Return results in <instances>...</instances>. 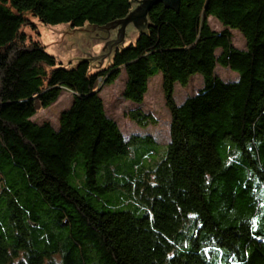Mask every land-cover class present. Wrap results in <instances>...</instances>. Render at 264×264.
Wrapping results in <instances>:
<instances>
[{
	"label": "trees",
	"instance_id": "1",
	"mask_svg": "<svg viewBox=\"0 0 264 264\" xmlns=\"http://www.w3.org/2000/svg\"><path fill=\"white\" fill-rule=\"evenodd\" d=\"M146 2L143 29L105 72L65 68L20 33L27 16L111 28ZM217 66L238 80L221 81ZM121 69L133 105L162 77V155L105 114L100 83ZM195 75L201 90L175 105L174 86ZM63 90L72 104L58 130L32 123ZM0 264H264V0H0Z\"/></svg>",
	"mask_w": 264,
	"mask_h": 264
},
{
	"label": "rangeland",
	"instance_id": "2",
	"mask_svg": "<svg viewBox=\"0 0 264 264\" xmlns=\"http://www.w3.org/2000/svg\"><path fill=\"white\" fill-rule=\"evenodd\" d=\"M139 7L136 5L132 13ZM26 19L27 22L21 28L20 33L26 37L28 42L39 43L44 47L47 54L54 57L57 63L65 68H71L79 62L86 61L93 73L105 72L111 66L113 53L121 47L133 44L140 33L133 23L129 22L124 28L122 41L108 48L106 43L117 40V33L121 26L107 30L85 25L80 29H73L69 25L44 26L30 16H27ZM207 24L213 32L220 33L224 30L212 18L207 19ZM90 30L91 32H86ZM229 33L231 46L236 50H245L246 44L243 37L237 31L229 30ZM105 45L106 48L103 49ZM215 54L218 56L220 51H216ZM214 75L225 83L238 80L237 74L218 66L215 68ZM125 82L126 76L121 69L113 84L100 83L99 98L103 103L106 116L116 124L125 141L134 136L150 137L159 148V154L162 155L170 142L171 118L165 104L161 75L158 74L148 81L147 92L141 105H133L123 99ZM202 86V79L198 75L193 76L185 88L176 84L173 94L175 105L179 106L186 99L195 96ZM71 104L72 94L63 90L56 103L46 110H38L30 120L37 125L47 123L53 130H58L60 115L67 111ZM134 111L151 117L154 123L144 126L138 125L129 116Z\"/></svg>",
	"mask_w": 264,
	"mask_h": 264
},
{
	"label": "water",
	"instance_id": "3",
	"mask_svg": "<svg viewBox=\"0 0 264 264\" xmlns=\"http://www.w3.org/2000/svg\"><path fill=\"white\" fill-rule=\"evenodd\" d=\"M151 2L143 3L142 5H140L139 8H137L133 13L130 14V16L128 17V19L126 21L118 23L114 27H111V28H115L116 26H121V28L118 30V33H117V40H112V41H109L106 43V45H108V48H110L111 46L122 41L124 28H125L126 24L129 22H132L133 25L138 29V31L141 32V30L143 29V26L145 24V20H146V14H147L146 8L150 5ZM156 2L164 3V5L167 7H170V6L175 7L177 0H154V3H156ZM105 29L108 30L109 28H105ZM82 31H85V30H82ZM86 32H91V30L86 31ZM106 45L103 47V49L106 48ZM103 49H102V51H103ZM109 52H110V50H109ZM107 55H104V56H107ZM101 57H103V56H101Z\"/></svg>",
	"mask_w": 264,
	"mask_h": 264
}]
</instances>
